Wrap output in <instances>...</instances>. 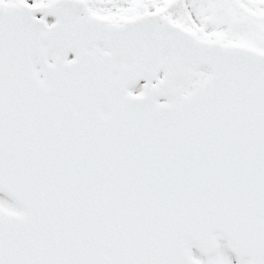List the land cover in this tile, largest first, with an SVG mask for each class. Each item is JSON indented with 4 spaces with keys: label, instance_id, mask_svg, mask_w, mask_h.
<instances>
[{
    "label": "snow or ice",
    "instance_id": "6c2138e0",
    "mask_svg": "<svg viewBox=\"0 0 264 264\" xmlns=\"http://www.w3.org/2000/svg\"><path fill=\"white\" fill-rule=\"evenodd\" d=\"M0 264H264V0H0Z\"/></svg>",
    "mask_w": 264,
    "mask_h": 264
}]
</instances>
